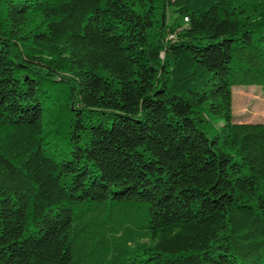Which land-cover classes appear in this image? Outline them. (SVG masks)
Segmentation results:
<instances>
[{"label":"trees","instance_id":"1","mask_svg":"<svg viewBox=\"0 0 264 264\" xmlns=\"http://www.w3.org/2000/svg\"><path fill=\"white\" fill-rule=\"evenodd\" d=\"M233 85L264 0H0V264H264Z\"/></svg>","mask_w":264,"mask_h":264},{"label":"rangeland","instance_id":"2","mask_svg":"<svg viewBox=\"0 0 264 264\" xmlns=\"http://www.w3.org/2000/svg\"><path fill=\"white\" fill-rule=\"evenodd\" d=\"M231 91L235 122H264V87L233 85Z\"/></svg>","mask_w":264,"mask_h":264}]
</instances>
